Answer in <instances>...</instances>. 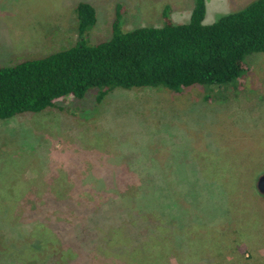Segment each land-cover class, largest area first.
<instances>
[{"label": "rangeland", "instance_id": "rangeland-1", "mask_svg": "<svg viewBox=\"0 0 264 264\" xmlns=\"http://www.w3.org/2000/svg\"><path fill=\"white\" fill-rule=\"evenodd\" d=\"M80 1L96 13L88 45L111 37L116 10L125 31L161 26L165 7L186 23L194 6L0 0V66L74 45ZM250 1L205 0L203 22ZM245 65L232 84L118 88L101 101L92 89L0 119V264H264V196L255 189L264 172V53ZM76 187L104 197L99 219L72 221L73 253L59 232L70 227L67 209L82 210L68 206Z\"/></svg>", "mask_w": 264, "mask_h": 264}, {"label": "trees", "instance_id": "trees-1", "mask_svg": "<svg viewBox=\"0 0 264 264\" xmlns=\"http://www.w3.org/2000/svg\"><path fill=\"white\" fill-rule=\"evenodd\" d=\"M205 12V0H194L186 23H174L165 7L161 26L123 31L121 14L116 10L111 37L88 45L85 36L96 24V13L90 4L78 2L79 39L74 45L0 66V119L42 111L69 95L84 98L92 89L99 90L101 101L118 88L162 86L179 92L195 84L235 83L245 71L246 59L264 53V0H252L209 24L203 22ZM131 181L134 186L136 182ZM134 190L129 187L126 192L134 196L140 192ZM76 191L68 206L76 202L82 210L67 209L70 227L59 232L62 240L74 244L68 250L73 253L79 239L72 221L99 219L96 210L104 197L89 189L76 187Z\"/></svg>", "mask_w": 264, "mask_h": 264}, {"label": "water", "instance_id": "water-1", "mask_svg": "<svg viewBox=\"0 0 264 264\" xmlns=\"http://www.w3.org/2000/svg\"><path fill=\"white\" fill-rule=\"evenodd\" d=\"M255 189L259 195L264 196V172L256 177Z\"/></svg>", "mask_w": 264, "mask_h": 264}]
</instances>
